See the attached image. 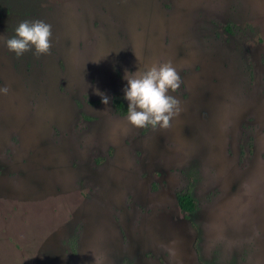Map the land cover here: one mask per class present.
<instances>
[{
	"label": "rangeland",
	"instance_id": "1",
	"mask_svg": "<svg viewBox=\"0 0 264 264\" xmlns=\"http://www.w3.org/2000/svg\"><path fill=\"white\" fill-rule=\"evenodd\" d=\"M166 62L179 115L137 129L124 77ZM3 88L0 264H264V0H0Z\"/></svg>",
	"mask_w": 264,
	"mask_h": 264
},
{
	"label": "clouds",
	"instance_id": "2",
	"mask_svg": "<svg viewBox=\"0 0 264 264\" xmlns=\"http://www.w3.org/2000/svg\"><path fill=\"white\" fill-rule=\"evenodd\" d=\"M51 25L41 21H23L15 29V35L6 42L8 50L16 57L35 50V55H47L51 49ZM124 79V99L128 102L127 120L137 129L149 125L167 129L171 121L179 115V100L170 93L176 92L182 79L170 62L153 64L145 71L126 73ZM7 94L8 89H0ZM102 103L107 105L110 98L100 94ZM95 264L99 261L95 257Z\"/></svg>",
	"mask_w": 264,
	"mask_h": 264
},
{
	"label": "trees",
	"instance_id": "3",
	"mask_svg": "<svg viewBox=\"0 0 264 264\" xmlns=\"http://www.w3.org/2000/svg\"><path fill=\"white\" fill-rule=\"evenodd\" d=\"M114 107L121 112H124L122 103L118 99H113ZM176 204L179 210L182 212L183 217L192 224L193 215L196 211L195 199L191 193L190 187L187 186L183 191L176 193L175 195ZM123 261L121 262V264ZM125 264H128L127 262Z\"/></svg>",
	"mask_w": 264,
	"mask_h": 264
}]
</instances>
